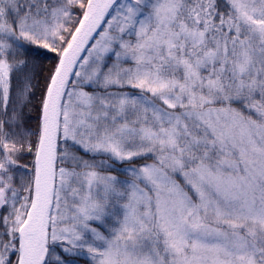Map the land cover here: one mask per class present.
Segmentation results:
<instances>
[{
  "label": "snow or ice",
  "instance_id": "6c2138e0",
  "mask_svg": "<svg viewBox=\"0 0 264 264\" xmlns=\"http://www.w3.org/2000/svg\"><path fill=\"white\" fill-rule=\"evenodd\" d=\"M0 264H264V0H0Z\"/></svg>",
  "mask_w": 264,
  "mask_h": 264
}]
</instances>
